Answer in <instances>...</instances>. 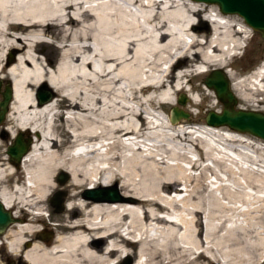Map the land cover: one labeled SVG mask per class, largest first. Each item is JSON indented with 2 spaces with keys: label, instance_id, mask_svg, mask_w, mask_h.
Instances as JSON below:
<instances>
[{
  "label": "bare ground",
  "instance_id": "obj_1",
  "mask_svg": "<svg viewBox=\"0 0 264 264\" xmlns=\"http://www.w3.org/2000/svg\"><path fill=\"white\" fill-rule=\"evenodd\" d=\"M206 6L209 25L195 24ZM250 29L197 0H0V79L10 81L0 203L15 217L0 235L8 256L25 264H263L264 170L252 163L264 162V139L157 112L209 66L225 69L245 107L264 109V59L245 78L227 62ZM183 60L188 68L176 70ZM38 89L52 95L40 102ZM18 132L30 141L12 161L6 148ZM110 185L119 198L85 194ZM49 209L55 214L44 216ZM38 222L56 230L53 239L39 235Z\"/></svg>",
  "mask_w": 264,
  "mask_h": 264
},
{
  "label": "water",
  "instance_id": "obj_2",
  "mask_svg": "<svg viewBox=\"0 0 264 264\" xmlns=\"http://www.w3.org/2000/svg\"><path fill=\"white\" fill-rule=\"evenodd\" d=\"M207 3H215L222 13H236L240 15L243 21L252 29L259 31L260 36L264 38V0H197ZM0 79V86H1ZM203 84L210 88L215 98L221 103L219 111L208 109L204 115V122L208 125H225L229 128L248 132L264 139V112L254 109H245L237 106V98L230 88V79L225 69L221 67H211L203 77ZM52 95L44 89H38L37 99L45 101ZM10 99V84L4 81L3 88L0 89V121L7 109V103ZM185 95L178 93L176 97L177 104H184ZM177 104L171 105L168 110V119L175 122L179 118H188L189 112L182 109ZM27 136L23 137L21 132L15 134L12 143L6 148V152L12 161H17L19 156L27 149ZM62 176V175H60ZM59 176V177H60ZM103 188L86 189V196L98 198L105 197L109 199L119 198V193L114 185ZM13 220L8 210L0 203V229L9 221Z\"/></svg>",
  "mask_w": 264,
  "mask_h": 264
},
{
  "label": "rangeland",
  "instance_id": "obj_3",
  "mask_svg": "<svg viewBox=\"0 0 264 264\" xmlns=\"http://www.w3.org/2000/svg\"><path fill=\"white\" fill-rule=\"evenodd\" d=\"M209 7L206 6L204 9H199L198 13L195 15L196 16V21L194 22L195 24L198 22V20L200 22L204 21L202 18L204 17L203 16V13L207 12V9ZM219 11V10H218ZM231 18H234L236 19L237 21L241 22L242 24L245 23L242 19V17L236 13H227ZM205 23H207L206 21H204ZM199 23V22H198ZM208 24V23H207ZM209 25V24H208ZM207 25V26H208ZM249 28H251L249 26ZM208 30V29H207ZM208 32V31H207ZM203 33H206L205 31H203ZM47 39L49 40V38L47 37ZM199 41H203L205 38L201 35L198 37ZM44 50V49H43ZM42 50V51H43ZM264 58V38H262L260 36V33L259 31L257 30H254V29H250V31H248V36L247 38L242 42V45L239 47V48H236V52L234 55H232L231 57H229L227 59V62H228V66L231 68V70L235 73V75L237 76V78H245V77H248L250 76L253 72H255L254 67L259 63L261 62V60ZM57 59V58H56ZM189 62V61H188ZM54 63V62H52ZM181 63V65H180ZM191 63V62H190ZM187 64L186 61H180L178 63V65H180L179 67L176 66L177 68H181V69H177L176 70H186L188 67H187ZM195 65L193 66L194 68H199L200 66V63H194ZM202 66V65H201ZM212 66H209L207 68V70H203V73L200 74V75H193L189 81L185 80V78H182V80L186 81L184 86L174 95L175 96V101L174 103H170L167 107H164V110L160 109L158 110L157 112H165L168 114V110H169V107L171 105H174V104H177L176 102V97L178 95V93H183L186 97L185 99V102L184 104H177L179 107H181L182 109H185L189 112V115H188V118H179L178 120H176L175 122L177 121H180L182 120V124H185V125H190V123H197V125H204V115L206 113V111L208 109H213V110H216V111H219L220 108H221V103L215 98V95L213 92H209L207 89H205V85L203 84V77L205 75V73L211 68ZM215 67H218V66H215ZM175 68V67H174ZM197 70V69H195ZM3 79V78H2ZM8 81V78L7 79H3L2 83H1V86H0V89L3 88V84H4V81ZM193 84V85H200L202 90L201 91H196V90H187L188 87ZM232 89V88H231ZM211 91V90H210ZM232 91L234 92V90L232 89ZM206 96H205V95ZM235 94V97L237 98V106L239 107H242V108H245V109H252V108H249V107H245V104L242 103L241 99L238 98V96L236 95V93L234 92ZM204 95V96H203ZM188 96L189 98L192 97V100L194 101H197L198 104L197 105H191L189 103V100H188ZM258 98H261V97H264V93L263 94H259L257 95ZM259 108H264V104L263 103H260ZM256 110V109H255ZM259 110V109H258ZM260 111H263L264 112V109H260ZM164 114V113H163ZM178 123V122H177ZM177 123H175L177 125ZM223 126V125H222ZM225 126V125H224ZM225 128H227V126H225ZM228 129V128H227ZM244 134L246 135H249V136H252V134L248 133V132H244ZM27 134H23V136L25 137ZM12 139L14 137L11 136ZM254 137V136H253ZM12 139L11 141H9V143L11 144L12 143ZM262 140V138H261ZM241 146H239V149L242 151H245L247 152L248 154H251L252 157H261L260 156V152L258 150H254L252 149V146H247V145H244L242 142H240ZM264 144V141L262 142V145ZM264 146V145H263ZM242 147V148H241ZM245 147V148H244ZM254 150V151H253ZM259 154V156H258ZM197 157V156H196ZM264 160V159H262ZM261 166H260V164ZM254 169H263L264 170V162L263 161H258L257 164H253ZM260 169V170H261ZM219 172V171H218ZM219 174L221 176H223L224 174L222 172H219ZM209 179V178H208ZM207 179V180H208ZM210 179H214V177H210ZM179 195V194H177ZM46 212L50 213L51 215L52 214H55L51 211V209L49 210H45ZM62 212L59 210L58 214H61ZM39 223H38V227H39ZM44 227V225L42 226ZM53 227V226H52ZM52 229V228H51ZM262 252L264 253V249L262 250ZM4 250L0 251V258L2 261V258L4 256ZM130 262L132 263L133 262V259L134 257H130ZM262 258V257H261ZM21 262L23 263L24 261L21 260ZM0 264H3V262ZM14 264H17L16 262ZM213 264H218L216 262H213ZM264 264V262H263Z\"/></svg>",
  "mask_w": 264,
  "mask_h": 264
},
{
  "label": "flooded vegetation",
  "instance_id": "obj_4",
  "mask_svg": "<svg viewBox=\"0 0 264 264\" xmlns=\"http://www.w3.org/2000/svg\"><path fill=\"white\" fill-rule=\"evenodd\" d=\"M7 210V209H6ZM8 212H9V214H10V216L13 218V220L15 219V217L14 216H12L11 215V213H10V211L8 210ZM11 221H9L8 223H6L1 229H0V235H3L4 234V232H5V230H6V228H7V226H8V224L10 223ZM39 223V229L40 230H42V232H40L39 233V235L40 236H44L45 234L44 233H49L48 235H47V237L49 238V239H53L54 238V236H55V231L56 230H54L53 231V229H51V228H49V227H46V225H44V227H42L43 226V224L41 223V222H38ZM49 229V230H48ZM42 234H44V235H42ZM29 242V241H28ZM28 242L26 243V244H28ZM2 243V244H1ZM3 251L4 250V256H3V258H2V261H0L1 263L3 262V264H14L15 262L17 263V264H25L24 262L22 263L21 262V260L22 259H20V258H16L15 256L14 257H11V256H8V253H7V251H6V249H5V245H4V240L3 239H0V251ZM0 260H1V258H0Z\"/></svg>",
  "mask_w": 264,
  "mask_h": 264
}]
</instances>
